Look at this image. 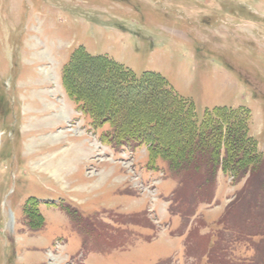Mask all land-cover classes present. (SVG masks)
Instances as JSON below:
<instances>
[{"label":"rangeland","instance_id":"1","mask_svg":"<svg viewBox=\"0 0 264 264\" xmlns=\"http://www.w3.org/2000/svg\"><path fill=\"white\" fill-rule=\"evenodd\" d=\"M79 47L138 77L160 74L199 120L215 107L249 109L250 133L264 153V0H0V264H205L199 239L186 255L188 233L194 225L211 231L244 181L221 175L214 202L199 206L185 229L168 212L177 181L166 164L148 170L146 145L113 150L101 139L109 125L94 127L68 95L63 68ZM78 78L101 98L112 86L93 72ZM116 156L136 163L134 175L153 190L158 184L159 196H135L123 182L133 172L106 160ZM30 198L46 221L35 232L24 216ZM68 203L93 219L91 238L56 206ZM235 249L241 258L254 255L246 245Z\"/></svg>","mask_w":264,"mask_h":264},{"label":"trees","instance_id":"2","mask_svg":"<svg viewBox=\"0 0 264 264\" xmlns=\"http://www.w3.org/2000/svg\"><path fill=\"white\" fill-rule=\"evenodd\" d=\"M87 72L110 80L112 86L102 98L89 79L79 80L78 76ZM62 79L68 95L92 118L94 127L109 125L101 134L102 141L116 149L136 150L146 145L150 169H158L161 162L166 164V174L177 181L169 198V211L183 219L185 229L200 205L214 201L220 170L233 176L235 183L244 181L211 231L202 233L201 226L195 225L190 229L186 255L193 256L190 251L194 253V243L199 239L197 250L206 259L205 264H264V153L250 133L249 109L215 107L199 120L193 104L179 96L160 74L145 72L138 77L117 61L91 55L82 47L72 53ZM124 94L130 98H124ZM38 205L36 198L24 205L32 232L46 224ZM61 208L72 221L80 220L88 236L94 233L90 226L93 222L78 209L70 204ZM141 218L147 220L145 215ZM149 228L155 230L154 226ZM241 245L253 249L254 255H235V248Z\"/></svg>","mask_w":264,"mask_h":264},{"label":"crops","instance_id":"3","mask_svg":"<svg viewBox=\"0 0 264 264\" xmlns=\"http://www.w3.org/2000/svg\"><path fill=\"white\" fill-rule=\"evenodd\" d=\"M221 174H222V173H220L219 177H221ZM222 175H223V174H222ZM122 183H123V182H122Z\"/></svg>","mask_w":264,"mask_h":264}]
</instances>
